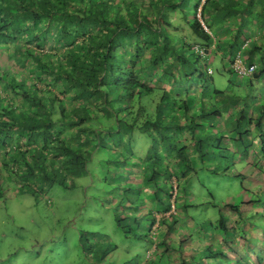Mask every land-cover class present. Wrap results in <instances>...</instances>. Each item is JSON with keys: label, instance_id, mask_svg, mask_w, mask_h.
Wrapping results in <instances>:
<instances>
[{"label": "trees", "instance_id": "16d2710c", "mask_svg": "<svg viewBox=\"0 0 264 264\" xmlns=\"http://www.w3.org/2000/svg\"><path fill=\"white\" fill-rule=\"evenodd\" d=\"M151 1L158 17L165 7L191 17L197 40L174 41L151 22L140 0H0L6 53L0 57V187L11 183L35 192L32 184L46 190L74 183L105 151L112 182L126 176L152 192L146 201L150 231L160 224L157 215L173 219L175 202L191 197L181 184L199 170L239 178L247 199L222 206L237 213L242 204L240 221L227 225L220 217L205 230L194 224L202 237L186 247L180 241L187 253L181 251L179 264L195 258L197 264H264V95L254 84L264 81V45L246 33L223 46L214 32L219 21L238 15L236 37L249 24L260 30L264 9L252 13L254 0ZM221 48L230 75L225 89L213 85L209 58ZM240 50L243 63L255 65L243 78L231 65ZM136 132L151 140L143 159L131 157ZM124 197L125 216L135 215L138 206ZM244 233L257 239L248 242ZM163 237L155 248L164 245L166 252L167 233ZM215 242L220 247L214 249Z\"/></svg>", "mask_w": 264, "mask_h": 264}, {"label": "rangeland", "instance_id": "374dc122", "mask_svg": "<svg viewBox=\"0 0 264 264\" xmlns=\"http://www.w3.org/2000/svg\"><path fill=\"white\" fill-rule=\"evenodd\" d=\"M192 5L190 1L188 7L192 9ZM173 23L180 24L182 20L177 16ZM179 35L174 32L171 37L176 41ZM226 76L230 77L229 74ZM226 76L214 70L217 87L226 88ZM132 140L131 157L145 158L151 146L149 136L136 132ZM99 152L89 165V175L75 178L74 183H55L46 190L40 189L44 184H32L37 189L35 192L24 191L11 183L0 187V264H172L167 256L160 259L158 251L161 246L158 251L155 246L153 248L161 236L157 238V234L152 236L156 240H150L147 221L151 217L147 213L149 204L146 201L153 196L152 192L138 186L142 181H126V176L121 182H112L115 174L107 166L110 155ZM190 180L181 186L191 192V198L175 202L177 212L172 218L176 223L166 231L171 256L180 240L185 245L190 244L191 239L200 238L202 234L192 230L194 224L205 230L208 222L224 217L227 225H235V220L240 221L239 212H243V205H237V213L222 205L238 204L247 199L239 178L199 170ZM181 190H175V193L180 194ZM124 195L138 206L136 216H125L128 202ZM209 202L219 205L213 206ZM191 203L198 206L183 208L184 204ZM157 217L160 219L161 216ZM250 219L256 220L255 217ZM156 224L158 228L159 223ZM243 237L248 242L257 239L252 233H244ZM235 243H240V239L237 238ZM150 250L152 252L148 255Z\"/></svg>", "mask_w": 264, "mask_h": 264}, {"label": "crops", "instance_id": "0c3cea01", "mask_svg": "<svg viewBox=\"0 0 264 264\" xmlns=\"http://www.w3.org/2000/svg\"><path fill=\"white\" fill-rule=\"evenodd\" d=\"M240 1H243V0H240ZM244 2L245 1H243V3ZM254 2H255V4L251 7L252 13H254V14H256L258 12L262 13L263 9H264V0H254ZM140 7L142 8V10H144V12L147 15H149V17L151 19V22L154 25H160L163 29L164 28L167 29V31L170 32L171 35L174 34V32L180 33V35L177 36L178 39L186 40L189 43H192V42L197 40L198 37L190 30L189 25H188V21L191 19V17H189L188 20H187V18H185V15L183 16V12L180 11V9H178V8L170 9V8L165 7L162 10V12L160 13L159 17H158L157 16V12H158L159 7L157 5H155L153 3V1H151V0H140ZM172 14H174L175 17L178 16L179 18H181L182 23H180V24L177 23L176 25H174L173 21H174L175 17H173ZM239 16L240 15H238L235 18L234 17H229L228 19H226L224 21L221 20L214 26V32H215V37H216L217 41L220 42L221 45H223L224 43H231V41H233V39H237V38H240L239 41H242V39L244 38L243 37L244 34L247 33L250 36H252L254 39H258L259 42L262 45H264V22H262V24H263L262 26L263 27L260 30H256L255 29L256 26L253 25V24H249L250 26H245L246 28L245 27L243 28L242 34L240 33L241 36L239 34L238 37H236V32H237V29H238V27H237L238 21L241 18ZM261 19H264V15L261 17ZM257 21L258 20H256V22ZM167 24H168V26H165ZM254 32H256V34H254ZM223 46H225V45H223ZM5 54L6 53L4 52V50L0 48V57L3 58ZM8 54L11 55L12 52L9 51ZM237 54H240L244 58V56L242 55L241 50H240V52H237ZM237 54L235 55V57L237 56ZM225 55H226V52H224V49H222V48L219 49L216 53H213V54L210 53V57L209 58L212 61L211 62L212 65L211 66H212V69H213L212 76L214 74V70H217L219 72V74H221V75H225L226 76V74H228L225 71L226 67H224L226 65V61L228 60V57L225 56ZM235 76L238 77L239 75L237 74ZM235 76L232 75V77H235ZM239 77L243 78L242 76H239ZM226 78L228 80V85H229V77L226 76ZM212 83H213V85L215 87H217L216 84H215L214 79H213ZM254 84L256 85V87L259 88L260 91H262V93H263L262 95H264V81H263V79H261L259 81L258 80L254 81ZM240 86L241 87L245 86V83L241 82ZM225 87L227 88V86H225ZM220 89H222V88H220ZM190 198L191 197L189 196L185 200H190ZM159 216H161L160 219H159V221H160L159 227L156 228L155 226L157 224L155 223L150 229V234H152V236H155V235L158 234L157 238H159V235H160L161 236L160 240H161V239H164V237H163L164 234H162V233H166L165 231H163V230L166 229L165 225L167 223L172 225L174 222H173V219L166 220L167 214L166 215H159ZM152 238L154 239V237H152ZM154 240H156V239H154ZM160 240H159V242L157 241V243H154L153 248H154V246H157L160 243ZM176 243H178V242H176ZM176 243H174V244L176 245ZM213 247H214V249H216V248L220 247V244L218 242H215L213 244ZM173 249L175 250V253L172 256L168 253V251H166V252L164 251V245L160 247L161 251H158V248H156L155 250H157L158 254L161 256L160 259L163 260V258H165L167 256L169 258V262L171 261L172 264H179V260L181 259V255L180 254L184 253V252L187 253V252L185 250H181V245L180 246L176 245V247H174ZM181 251H184V252H181ZM151 252H152V250H150V252H148L147 254L150 255ZM184 258L187 259V257H184ZM190 263L197 264V259L195 258V263L193 261L189 262V264ZM153 264H155V263H153Z\"/></svg>", "mask_w": 264, "mask_h": 264}, {"label": "built area", "instance_id": "2783aa9c", "mask_svg": "<svg viewBox=\"0 0 264 264\" xmlns=\"http://www.w3.org/2000/svg\"><path fill=\"white\" fill-rule=\"evenodd\" d=\"M197 16L200 18L199 10H198ZM195 48H196V51H198L199 53H201V54L204 53V50L202 48H199L197 46H195ZM231 65H232L234 71L242 77L250 76L252 74V72L254 71V68H255V65L246 66L243 63L242 56L240 54H237V56L234 58Z\"/></svg>", "mask_w": 264, "mask_h": 264}]
</instances>
